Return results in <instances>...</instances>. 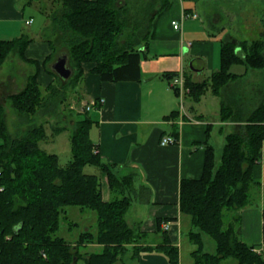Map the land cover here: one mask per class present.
I'll return each mask as SVG.
<instances>
[{
  "label": "trees",
  "instance_id": "1",
  "mask_svg": "<svg viewBox=\"0 0 264 264\" xmlns=\"http://www.w3.org/2000/svg\"><path fill=\"white\" fill-rule=\"evenodd\" d=\"M59 1V8L49 17L57 40L67 47L71 76L62 79L46 67L54 77L46 86V94L41 91L34 72L19 91L9 95L12 108L20 115V125L27 123L25 129L19 126L14 134L7 130L0 102V264H78L79 261L115 264L127 252L128 245L150 235L126 220L131 200L125 191L133 185V176L118 175L116 164L102 159L97 144L89 136L93 120L85 116L75 122L70 135L71 160L61 166L57 154L39 146L47 134L44 122L37 123L34 116L38 112L44 116L56 113L67 89L75 91L83 78L85 62L93 64L90 71L102 81L139 80L140 63L147 56L145 51L157 30L158 17L170 7L171 0H157L159 6L155 11L156 0ZM191 7L183 10L191 13ZM30 40L26 34L0 40V64L12 51L25 61L37 63L25 56ZM54 52L53 49L47 55L45 64L54 58ZM234 64H241L246 70L263 68L264 38L222 40L219 66L207 78L195 81L183 70L185 95L199 101L207 90L215 95L226 93L223 90L241 76L231 71ZM177 72L164 75L168 79ZM58 90L63 93L59 94ZM232 101L227 97L221 101L220 120L240 124L224 135L218 164L214 147L208 143L207 124L201 172L196 177H182L179 184V211L188 215L191 226L197 228L188 232L189 239L196 244L191 252L193 264H225L226 258H233L236 264H264L262 252L243 241L237 230L240 211L250 203V191L256 185L252 167L260 159L263 147L264 99L244 119L236 113ZM176 113L172 111L166 117ZM61 129L52 128L55 133ZM86 165H94L105 173L110 199L102 198L100 176L84 172ZM68 205L94 210L95 231L85 229L72 242L58 236L60 214ZM226 214L232 219L227 223ZM164 219L175 218L156 219L155 234L161 237L160 241L154 245H132L131 258L157 251L170 264H179L178 246L161 227ZM262 233L264 244V225ZM203 234L214 240V253L202 249ZM94 242L101 246L98 251L80 252V245Z\"/></svg>",
  "mask_w": 264,
  "mask_h": 264
},
{
  "label": "crops",
  "instance_id": "2",
  "mask_svg": "<svg viewBox=\"0 0 264 264\" xmlns=\"http://www.w3.org/2000/svg\"><path fill=\"white\" fill-rule=\"evenodd\" d=\"M52 6L53 4L50 7ZM186 6L191 5L181 0L177 12L165 20L161 19L162 22H157L155 35L145 51L147 56L140 63L139 80L102 81L98 74L90 71L93 64L85 62L82 64L83 78L76 86L83 91L82 95L77 92L76 96L85 105L93 98L103 99L92 107V116L89 117L93 122L89 136L97 144L102 159L116 164L115 171L118 175L133 176V185L125 191L131 200L129 210H148L146 217H140L136 213L133 216L139 229L151 234L148 244L152 245L157 244V239L160 241L161 238L155 234L158 217L175 218L167 221L164 219L161 227L167 230L177 246L182 227L187 228L188 232L191 229L189 216L183 217L186 214L179 211V184L182 177H196L201 172L207 124L210 126L208 143L213 147L215 142L219 145L224 143V135L237 129L240 124L239 121L220 120L219 111L213 117H206L193 105L185 107L183 99L181 103L179 96L168 85V79L164 75L166 72L184 70L192 80L199 81L205 78V73L211 74L218 68L212 61V51L215 40H223L224 30L211 32L203 22L196 23L199 14L192 7L191 12H196L197 16L183 18V9ZM23 11L20 0H0V40L12 39L21 34L28 35L22 32L23 28L19 25L24 16ZM31 18H25L24 23L31 24ZM30 19V22H26ZM172 20L180 22V29L173 28ZM29 37L31 40L25 47V56L37 63L25 61L16 51L8 54L0 64V74L3 73L0 75L1 103L10 94L19 91L26 84L28 76L34 72H37V81L39 85L44 84L45 90L54 80L46 70L50 63H44L52 51L49 43ZM4 64L8 67L1 72ZM236 66H240L239 70L231 71L241 76H237L229 86L230 92L232 90L235 96H240L238 99H231L234 110L244 119L254 109L248 103L251 91L247 94L242 88V79L248 76L250 70H246L241 64H234L231 68ZM251 71L254 77H258V72L253 69ZM261 71L263 83L258 86H262L263 90L264 69ZM250 85L254 92V83ZM184 98L191 100L186 95ZM84 107L81 106L80 109L85 110ZM172 111L177 113L166 117ZM214 125H218V133H221L223 126H230L232 130L224 129L225 133L218 134L221 141H217L214 138ZM168 134L175 136L176 142L162 145L161 138ZM121 171L125 173L120 174ZM252 175L258 199L241 209L237 230L243 241L254 245L255 250L264 255V147L260 159L252 167ZM99 176L102 181V198L108 200L111 192L105 173L101 172ZM165 222L168 224L167 228L163 227ZM134 261L136 264H170L157 251L144 252L137 258L130 257V262Z\"/></svg>",
  "mask_w": 264,
  "mask_h": 264
},
{
  "label": "rangeland",
  "instance_id": "3",
  "mask_svg": "<svg viewBox=\"0 0 264 264\" xmlns=\"http://www.w3.org/2000/svg\"><path fill=\"white\" fill-rule=\"evenodd\" d=\"M22 6L24 7L22 20H21V29L22 32L28 33L29 36L33 37L36 40H46L51 50H55V56L50 61V65L53 60L57 57L60 51H67V47L65 45H61L57 40L56 32L52 30L53 23L49 17V14L53 12L54 9L59 8L60 1L59 0H20ZM154 1V0H153ZM157 1V0H156ZM31 2V4H29ZM181 0H171L170 7L162 13L158 17L159 20H165L177 12V7ZM183 2V1H182ZM154 11L158 9L159 3L155 2ZM184 3V2H183ZM51 4H53L52 7ZM196 9L199 14V18L195 21L196 23H204V25L211 32H217L218 30L223 29V40L224 39H254L263 37L264 38V0H198L196 3L187 2ZM31 16L33 19L31 24H25L24 19ZM161 20V22H162ZM18 23V22H17ZM215 30V31H214ZM221 30V31H223ZM57 41V42H56ZM220 39L215 40V45L212 51V61L216 67L219 66V54H220ZM190 63V60H189ZM49 65V66H50ZM2 67V71L8 67L7 64H4ZM238 67H232V71H238ZM263 68L261 69H253L254 72H258V77L253 76L252 69L248 72V76L244 77L242 81L244 82L242 88L243 91H247V94L250 93V99H248V103H250V107L255 108L259 103L264 99V89L262 90V86H258L262 84L263 75H261ZM8 70V69H7ZM3 74V73H2ZM0 74V75H2ZM210 75L208 72L205 73V78ZM27 82V81H26ZM248 82V83H247ZM254 83L255 91L251 90V85ZM258 83V84H257ZM43 94H46L44 84L39 85ZM59 87V82L56 84ZM257 86V87H256ZM82 89V88H81ZM231 87L228 85L227 88L223 90L221 95H215L207 90L200 98L199 102L189 100L188 98H183V103L185 107L187 105H193L196 107L197 111L202 112L206 117H213L217 115V112L220 109L221 101L225 100V97L228 99H238L240 96H235L232 90L230 92ZM66 91L65 99L58 106L56 113L53 115H42L39 112L34 116L37 123L44 122L46 137L39 141V146L49 153H55L58 155L59 164L64 166L71 160V143H70V135L74 130V124L77 120L85 117L92 116V108L87 110H81V106H85V103L79 102L80 98L76 96V93L79 92L82 95L83 91H80V88L77 87L76 91L69 90ZM258 92V93H257ZM58 93H63L58 90ZM68 93V94H67ZM85 97V96H84ZM4 109V118L6 121L7 130L14 134L16 133L18 127L21 129H25L27 123H22L20 125V115L14 111L11 106V103L8 99L2 102ZM249 105V104H248ZM36 122V121H35ZM61 127V131L53 132L52 128ZM218 125H214L213 132L214 138L218 141H221L218 138V134L225 133V130L231 131L232 127L223 126L221 133H218ZM225 129V130H224ZM0 138V142H1ZM222 144H218L215 142L214 151H215V160L218 164L220 160V154L222 150ZM86 173H95L100 175L101 171L94 165H86L83 168ZM125 171L126 169H122ZM119 172L123 174L125 172ZM256 197L254 198V196ZM254 198V199H253ZM253 199V200H252ZM258 199L257 192L255 186L250 191V202L253 203ZM148 210H128L126 213L127 222L135 226L136 219L133 216V213H136L140 217H146ZM183 217L188 218L187 215H183ZM146 219V218H145ZM231 219L230 214L225 215L226 223ZM96 228V214L95 211L89 208L81 209L75 205H68L64 207V211L60 214V222L59 228L56 232L58 236L63 237L68 241H74L78 234L85 230L90 229L91 231H95ZM191 229L194 231L197 230L196 227L191 226ZM187 228L182 227V234L178 238V250H179V264H193V258L191 252L196 248V244L192 242L188 237ZM151 235V234H150ZM150 235L146 237L144 240L137 241L133 244L128 245V250L125 254L122 255L121 259L117 261L115 264H136V262H130V255L132 253V245H148V240L150 239ZM203 246L202 249L204 251H208L211 253L215 252V242L214 240L206 234L202 236ZM159 242V239H157ZM101 246L97 243H88L87 245H80L79 250L81 253L90 252V251H98ZM225 264H236V261L233 258H226L223 260ZM78 264H83V261H79Z\"/></svg>",
  "mask_w": 264,
  "mask_h": 264
},
{
  "label": "built area",
  "instance_id": "4",
  "mask_svg": "<svg viewBox=\"0 0 264 264\" xmlns=\"http://www.w3.org/2000/svg\"><path fill=\"white\" fill-rule=\"evenodd\" d=\"M187 16H191V17H196L197 16V13L196 12H191V13H186L185 11H183V14H182V17H187ZM30 20H27L26 22H30ZM171 24L173 26L174 29H180V22L178 20H172L171 21ZM184 75H183V71L182 70H179L177 72V74L171 76L170 78H168V85L175 89L177 91V95L179 96V99L182 103V99L184 98L185 96V93L187 91V88L184 84ZM97 101L102 102L103 99L101 98H98V100L96 98H93L91 99L86 105H85V109H90L92 108L93 106L96 105ZM176 142V137L171 135V134H168V135H165L161 138L160 140V143L162 145L164 144H170V143H175ZM262 146L264 147V140L262 141ZM163 227L164 228H167L168 227V224L165 222L163 223Z\"/></svg>",
  "mask_w": 264,
  "mask_h": 264
},
{
  "label": "water",
  "instance_id": "5",
  "mask_svg": "<svg viewBox=\"0 0 264 264\" xmlns=\"http://www.w3.org/2000/svg\"><path fill=\"white\" fill-rule=\"evenodd\" d=\"M50 68L62 79H68L72 74V68L69 66L67 52L60 51Z\"/></svg>",
  "mask_w": 264,
  "mask_h": 264
},
{
  "label": "bare ground",
  "instance_id": "6",
  "mask_svg": "<svg viewBox=\"0 0 264 264\" xmlns=\"http://www.w3.org/2000/svg\"><path fill=\"white\" fill-rule=\"evenodd\" d=\"M263 140H264V138H263ZM263 140H262V141H263Z\"/></svg>",
  "mask_w": 264,
  "mask_h": 264
}]
</instances>
